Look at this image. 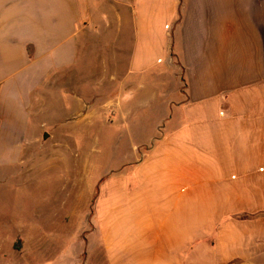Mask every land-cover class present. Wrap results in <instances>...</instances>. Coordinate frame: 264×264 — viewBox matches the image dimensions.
Returning a JSON list of instances; mask_svg holds the SVG:
<instances>
[{"label":"crops","instance_id":"crops-1","mask_svg":"<svg viewBox=\"0 0 264 264\" xmlns=\"http://www.w3.org/2000/svg\"><path fill=\"white\" fill-rule=\"evenodd\" d=\"M95 125L139 138L103 172L81 158ZM49 156L100 182L108 264H264V0H0V170Z\"/></svg>","mask_w":264,"mask_h":264},{"label":"rangeland","instance_id":"rangeland-1","mask_svg":"<svg viewBox=\"0 0 264 264\" xmlns=\"http://www.w3.org/2000/svg\"><path fill=\"white\" fill-rule=\"evenodd\" d=\"M98 39L105 40V36L100 35ZM98 47L100 57L87 59L85 75L79 78V85L84 86L85 94L91 99L95 94L107 97L111 90L108 74L92 73L93 69L101 72L109 66L107 44L99 41ZM120 61L124 66L125 60ZM73 76L67 87L76 82V75ZM160 79L145 76L143 97L154 98L164 82ZM98 81L104 86L96 85ZM166 81L175 82L172 76ZM112 126L100 129L95 125L85 134L88 150L81 158L96 161L102 166L100 172L130 157L133 144L139 141L137 137L135 142L131 141L126 132L117 128L118 147H109L108 135L116 130ZM131 127L133 135L140 134V123L134 122ZM92 138H96L95 143ZM79 163V167L84 164ZM79 167H70L49 156L43 161L28 160L19 167L0 170V264H108L106 253L98 243L99 237L93 236L98 227L92 211L100 193V182L87 186V180L78 179L81 174L86 175Z\"/></svg>","mask_w":264,"mask_h":264}]
</instances>
